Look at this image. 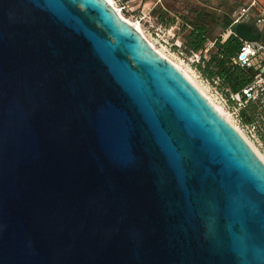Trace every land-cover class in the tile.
Segmentation results:
<instances>
[{"label": "water", "instance_id": "obj_1", "mask_svg": "<svg viewBox=\"0 0 264 264\" xmlns=\"http://www.w3.org/2000/svg\"><path fill=\"white\" fill-rule=\"evenodd\" d=\"M0 264H264V162L107 0H0Z\"/></svg>", "mask_w": 264, "mask_h": 264}, {"label": "built area", "instance_id": "obj_2", "mask_svg": "<svg viewBox=\"0 0 264 264\" xmlns=\"http://www.w3.org/2000/svg\"><path fill=\"white\" fill-rule=\"evenodd\" d=\"M120 12L129 11L135 21L146 26L152 33L153 40L161 38L159 22L154 10L163 4V0H112ZM231 22L224 32L225 37L236 35L237 24L246 23L260 30L264 28V3L261 0H238V5L230 14ZM145 33V32H144ZM262 33V32H261ZM154 34V35H153ZM146 35V34H145ZM239 51L232 62L252 72V79L240 91L226 94L218 87V79H212L217 103L221 105L234 127L240 129L241 135L249 139L261 151H264V40L250 41L242 39ZM163 45H170L169 40L162 39ZM156 45L157 42H154ZM209 48L196 54L192 63L201 61L202 54L207 56ZM253 107L252 109H250ZM248 141V140H247ZM249 143V142H248Z\"/></svg>", "mask_w": 264, "mask_h": 264}, {"label": "rangeland", "instance_id": "obj_3", "mask_svg": "<svg viewBox=\"0 0 264 264\" xmlns=\"http://www.w3.org/2000/svg\"><path fill=\"white\" fill-rule=\"evenodd\" d=\"M163 6H157L154 10V13L157 16L166 12L164 16L167 20H176L175 23L172 24H165L159 21L162 23L160 35L162 36V39L169 40V42L173 44L172 47L170 45H163L161 38H156V40H153V32H150L146 26L142 25L143 31L149 39H151L153 42H157V45L160 46V49H162L165 54L171 57L172 60L174 59V61L177 62L183 70L189 71V73L194 76L199 86L208 92V94L212 96L213 102L217 104L215 96L216 94L214 92L211 79L202 74V72L196 66V63H192L190 61L192 59L194 60L196 58V54H199L200 52L191 51L187 46L186 41L191 30V25H184V17L186 16L189 21H196V13L194 12L195 7H198L208 13V16L205 20L208 28V41L205 44V48H209V52L206 56L208 58L210 54L216 50L215 40L220 36L225 37L223 34L226 30V26L222 27L219 23L222 21V19L218 17L219 14H222L226 11L229 13L231 11L232 13L236 8V5L233 4L232 0H163ZM123 15L125 18H129L131 21L135 20V17H132L128 10H125ZM262 34V39H264V29L262 30ZM260 152L264 155V151Z\"/></svg>", "mask_w": 264, "mask_h": 264}, {"label": "trees", "instance_id": "obj_4", "mask_svg": "<svg viewBox=\"0 0 264 264\" xmlns=\"http://www.w3.org/2000/svg\"><path fill=\"white\" fill-rule=\"evenodd\" d=\"M160 6H163V4ZM194 12L196 13V21H189L186 16L184 17V25H191L186 43L191 51L203 53L205 44L208 41V28L205 22L208 13L198 7L194 8ZM165 13L166 12H164V14ZM164 14L161 13L157 15L160 22L165 24L175 23V19L167 20ZM218 17L222 19V21L219 22L221 26H226L227 28L231 22L230 14L222 13L219 14ZM241 44L242 40L239 36L230 35L226 38L220 36L215 40L216 50L212 52L208 58L202 54L201 61L196 63L198 69L207 78L211 80L218 79V87L226 94L240 91L252 79V72L250 70L241 68L232 62ZM252 108L253 107L250 109Z\"/></svg>", "mask_w": 264, "mask_h": 264}, {"label": "bare ground", "instance_id": "obj_5", "mask_svg": "<svg viewBox=\"0 0 264 264\" xmlns=\"http://www.w3.org/2000/svg\"><path fill=\"white\" fill-rule=\"evenodd\" d=\"M107 2L113 7V9L116 11V13L120 16V18L122 20H124L125 22H127L128 24L134 26L135 28H137L144 36L145 38L148 40L149 44L154 48V50H156L159 54L163 55L164 57H166L167 59H169L195 86L196 88L205 95V97L217 108V110L222 114V116L229 122L231 123V120L227 114V112L225 110H223V108L221 107V105H217L213 102L212 96L210 94H208V92H206L201 86H199V84L197 83L196 79L194 78L193 75H191L189 73V71L183 70L180 65L174 61V59L172 60L171 57H169L167 54H165V52L160 49V46L156 45L151 39H149L144 31L143 28L141 26V24L137 21H131L129 18H125L124 15L120 12L119 8L113 4L112 0H107ZM189 70V69H188ZM236 130H238V132H241L240 129H238L237 127H235ZM242 134V133H241ZM249 144L251 145L252 149L255 151V153L258 155V157L264 162V155L260 152L261 150L255 146L249 139H247Z\"/></svg>", "mask_w": 264, "mask_h": 264}, {"label": "crops", "instance_id": "obj_6", "mask_svg": "<svg viewBox=\"0 0 264 264\" xmlns=\"http://www.w3.org/2000/svg\"><path fill=\"white\" fill-rule=\"evenodd\" d=\"M233 1V4H235L236 5V7H237V5H238V0H232ZM263 3H264V0H261ZM224 13H228V14H231V11H230V13L229 12H224ZM264 28H260V31L262 32V30H263Z\"/></svg>", "mask_w": 264, "mask_h": 264}]
</instances>
